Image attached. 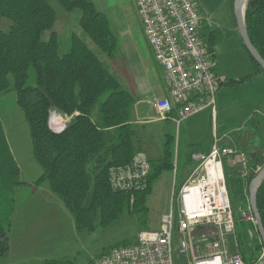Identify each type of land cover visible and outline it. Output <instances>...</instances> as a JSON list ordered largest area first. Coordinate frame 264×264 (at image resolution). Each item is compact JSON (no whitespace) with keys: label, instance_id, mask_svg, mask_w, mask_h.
<instances>
[{"label":"trees","instance_id":"1","mask_svg":"<svg viewBox=\"0 0 264 264\" xmlns=\"http://www.w3.org/2000/svg\"><path fill=\"white\" fill-rule=\"evenodd\" d=\"M55 1L66 13H79L81 35L96 50L76 33L61 40L51 32L43 40L57 19L46 0H0V96L15 93L29 128L32 157L41 169L37 184H47L78 229H91L95 221L105 225L125 213L145 211L151 184L162 172L174 170L175 138L169 131L163 132L160 147L147 158L150 171L144 179L125 187L113 186L111 173L128 170L137 154L147 152L144 126L133 122L134 96L123 88L109 65L116 55L117 39L94 0ZM244 24L251 44L264 60V0L245 4ZM205 43L211 54L214 44ZM252 62L249 75L220 81L219 87L264 75ZM51 110L62 116L77 115L62 133L55 134L48 126ZM191 151L181 152L183 166L190 163ZM252 159L245 179L238 172L229 182L225 179L237 252L246 262L263 249L255 225L237 218L234 209L248 208L249 184L256 169L264 165V159ZM20 185L19 168L0 122V258L9 250L10 216L15 207L12 196ZM234 194L239 198L237 205ZM256 204L264 228V180L258 187Z\"/></svg>","mask_w":264,"mask_h":264},{"label":"rangeland","instance_id":"2","mask_svg":"<svg viewBox=\"0 0 264 264\" xmlns=\"http://www.w3.org/2000/svg\"><path fill=\"white\" fill-rule=\"evenodd\" d=\"M46 1L54 8L57 19L52 30L43 34V40H47L51 32H55L61 40L70 33H76L95 51L90 40L81 35L78 27L79 13H66L55 0ZM192 1L201 7L198 0ZM202 1L216 13L218 32L210 58L218 79L236 80L249 75L253 70V62L245 51L238 32L234 16L235 0ZM94 5L105 14L115 33L116 55L109 65L123 88L127 89L125 78L129 72L142 73L136 76L139 80L151 76L141 71L144 68H149L151 73L155 71L158 75L161 74L163 69L155 62L143 34L136 0H94ZM199 7L196 9L200 14ZM220 98L222 102H219ZM214 100L213 109L217 111L218 121L225 120V126L218 128V134L225 135L223 143L229 146L226 149L238 150L246 156L249 164L253 156L245 149L248 140L243 139L236 149L233 144V140L241 141L249 133L256 138L255 156L264 159V86L253 79L239 85L221 86L215 93ZM142 108L144 115H153L149 105H142ZM211 109L207 108L200 113L207 114ZM0 122L8 148L19 168L21 182L12 196L15 207L10 216V248L0 258V264H91L115 247L135 244L139 232L159 230L162 216L169 213L171 208L174 213L177 212L178 190L193 168L192 162L183 166L181 159L179 160L181 153L177 148L183 138L182 124L157 123L159 128L144 127L146 158L154 156L165 130L175 138L174 170L162 172L151 184L145 199V211L125 213L105 225L98 220L91 229H78L72 215L61 200L49 191L47 184H37L41 169L32 157L29 128L16 104L15 93L0 96ZM197 126L196 136L202 140L200 145H204L211 124L204 119ZM183 151L190 152L191 148L183 147ZM221 162L225 179L229 182L228 179L233 178L238 169L229 165L228 158H223ZM238 201V196L234 194L236 205ZM234 209L239 218V207L234 206ZM178 239L174 228V262L187 264V257L179 253ZM228 249L230 252L236 251L234 236L228 238Z\"/></svg>","mask_w":264,"mask_h":264},{"label":"built area","instance_id":"3","mask_svg":"<svg viewBox=\"0 0 264 264\" xmlns=\"http://www.w3.org/2000/svg\"><path fill=\"white\" fill-rule=\"evenodd\" d=\"M143 34L155 62L163 69L168 97L154 100L152 106L159 121L175 113L177 125L207 108H213L219 82L205 40L201 37L203 17L192 0H136ZM203 99L187 102L193 95ZM56 111L49 113L48 126L62 133L72 118ZM228 158L242 179L249 173L248 160L242 153L221 148L214 143L209 152L191 153L193 168L177 193V212L171 208L161 218L157 231H141L133 245L111 249L91 264H175L172 249L174 228L179 236V253L187 264H264V249L246 262L228 249V238L234 236V219L222 169ZM150 164L143 153L137 154L131 168L113 171L114 187H125L144 179ZM256 169L255 173L258 172ZM240 220L255 225L249 207L239 213ZM201 246V248H200Z\"/></svg>","mask_w":264,"mask_h":264},{"label":"crops","instance_id":"4","mask_svg":"<svg viewBox=\"0 0 264 264\" xmlns=\"http://www.w3.org/2000/svg\"><path fill=\"white\" fill-rule=\"evenodd\" d=\"M199 4L201 7H199L198 4H195L196 8H200V14L203 17V24L201 28V37L206 41L212 42L215 44L216 41V36H217V19H216V13L214 10H212L205 1L198 0ZM202 12V13H201ZM140 71V70H138ZM141 71H143L144 74L149 75V77H146L142 80H139L136 78L137 74H142V73H137L133 71V73H128L127 77L125 78L126 86H127V91L130 92L135 99V105H134V116H133V122L138 125H143L144 127H153L156 126L159 128L156 124L157 123H174L173 119L176 116L175 113L170 116L169 119L166 121H159L158 120V114L154 110L152 103L154 100H158L161 98L168 97V87L165 82L164 78V72L163 70L161 71V74H157L155 71L151 73V70L149 68H144ZM216 73V71H215ZM217 75V73H216ZM218 77V75H217ZM254 81H259L260 84L264 86V75L262 74H257L254 78ZM221 97V96H220ZM203 98L199 95H193L188 98L187 102H199ZM221 101V98L219 100ZM149 105L153 115L147 116L144 115V109H141L142 105ZM198 115V116H197ZM197 115H194L187 119L186 121L182 122L181 124L183 125V138L181 141V144L179 143L178 148L180 150V153L183 151V147H192L191 153L197 152V153H208L211 146L216 143L219 147L221 148H229V146H226L223 143V140L225 139V135L218 134V128H223L225 126V120H220L218 121V115L217 111L214 110L213 108L211 109V112L204 114V113H199ZM206 119V121H209L211 124V129L209 131V134L207 136V139L204 143V145H200V142L202 140L198 138L196 135L197 130H198V123ZM247 139L248 144L246 145V150L252 154V156L256 155V151L254 148V141H256V138L254 135L247 134V136L243 137L241 141L238 140H233V144L235 145L234 149L238 148L237 144H242V140ZM235 152L239 153L238 150ZM190 153V154H191ZM229 163V162H228ZM230 165V164H229ZM232 167V166H231ZM234 167V166H233ZM9 248H10V243H9Z\"/></svg>","mask_w":264,"mask_h":264},{"label":"water","instance_id":"5","mask_svg":"<svg viewBox=\"0 0 264 264\" xmlns=\"http://www.w3.org/2000/svg\"><path fill=\"white\" fill-rule=\"evenodd\" d=\"M249 0H235L234 1V16L238 32L240 34L243 46L250 55V57L260 66L264 73V60L261 58L257 50L251 44L245 29L244 24V9L245 4ZM264 180V165L258 170L255 177L251 180L248 187V207L255 221L256 231L261 239L264 249V228L261 217L256 204V193L260 183Z\"/></svg>","mask_w":264,"mask_h":264}]
</instances>
